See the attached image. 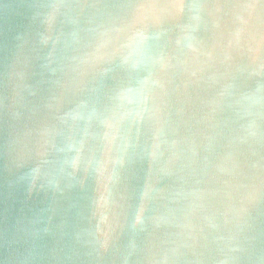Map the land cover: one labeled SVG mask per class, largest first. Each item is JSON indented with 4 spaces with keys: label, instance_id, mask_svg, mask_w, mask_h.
<instances>
[{
    "label": "water",
    "instance_id": "1",
    "mask_svg": "<svg viewBox=\"0 0 264 264\" xmlns=\"http://www.w3.org/2000/svg\"><path fill=\"white\" fill-rule=\"evenodd\" d=\"M0 264H264V0H0Z\"/></svg>",
    "mask_w": 264,
    "mask_h": 264
}]
</instances>
